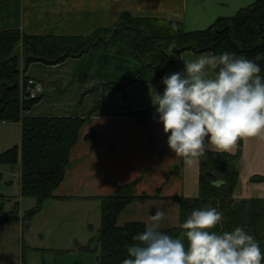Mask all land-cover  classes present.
Returning <instances> with one entry per match:
<instances>
[{"label": "trees", "instance_id": "16d2710c", "mask_svg": "<svg viewBox=\"0 0 264 264\" xmlns=\"http://www.w3.org/2000/svg\"><path fill=\"white\" fill-rule=\"evenodd\" d=\"M169 45H173L171 54ZM91 50L113 52L138 63L135 75L118 85L122 90L136 82L158 81L167 73L166 68L187 50L197 53L229 50L254 59L259 54L258 63L264 69V0H255L234 14L219 16L207 27L195 30H188L181 19L124 12L116 24L88 35L32 34L18 28L0 31V121L22 123L21 145L0 153V163L21 164L22 196L37 199L26 216L40 211L46 199L57 197L55 190L65 178L70 151L79 139L80 128L91 119L102 100L80 116L23 115L42 98L22 93L27 80L24 74L31 63L57 64ZM154 111L155 108L130 109L131 115L146 120ZM241 149L242 142L236 153L206 150L205 156L199 157V194L175 198L180 207V223L165 227L164 231L178 236L185 231L181 222L194 208L216 207L223 216L213 230H231L243 225L264 248V197H234L240 178L234 161L240 157ZM209 172L217 175L221 184L214 183ZM250 180L264 181V176L254 174ZM135 187L136 181H131L101 197L98 234L101 264H121L128 256L127 245L135 243L134 235L145 229L143 221L118 223L120 212L127 203L158 197L137 194ZM6 200V195L0 193V225L20 220L19 202L5 212Z\"/></svg>", "mask_w": 264, "mask_h": 264}, {"label": "crops", "instance_id": "0c3cea01", "mask_svg": "<svg viewBox=\"0 0 264 264\" xmlns=\"http://www.w3.org/2000/svg\"><path fill=\"white\" fill-rule=\"evenodd\" d=\"M254 1L142 0L133 5L131 0H86L87 9L83 11L73 8L71 0H12L10 10L6 8V1L0 2V28L20 25L24 32L32 34L88 32L112 24L118 10L130 9L135 14L181 19L187 29L195 30L207 27L219 16L234 14ZM154 2L157 5L154 6ZM174 5L179 6V11L173 9ZM6 13L8 17H5ZM200 54L192 50L183 52L173 65L166 68L167 73L184 67L182 56L191 59ZM132 62L136 63L130 57L99 50L54 65L34 62L24 75L42 79L46 90L42 101L24 111L23 115L85 114L101 99V91L97 89L100 83L109 79L124 83L135 75L130 65ZM82 74L84 81L81 80ZM162 77L156 82L133 83L126 90L107 86L105 100L91 119L81 126L79 139L71 149L65 178L55 190L57 197L53 198L57 199V210L82 205L74 209L87 211L94 207L97 199L114 193L131 181H136L137 194L156 195L158 197L150 199L157 203L171 201L177 206L179 203L175 198L199 194V158L188 164L182 155L169 147L163 122L154 118L155 111L148 120L138 119L130 113V109L155 108L150 86L162 92L165 87ZM0 125L15 126L17 135L21 132V122L4 121ZM240 142L241 154L234 164L242 180L246 181V193L243 191L237 196L264 197V181L250 180L254 174L264 176V134L242 137L226 151L236 153ZM206 150L216 148L209 145Z\"/></svg>", "mask_w": 264, "mask_h": 264}, {"label": "clouds", "instance_id": "9594fccd", "mask_svg": "<svg viewBox=\"0 0 264 264\" xmlns=\"http://www.w3.org/2000/svg\"><path fill=\"white\" fill-rule=\"evenodd\" d=\"M172 49L169 45V54ZM182 58V69L162 77V92L150 86L154 118L163 122L176 154L192 164L209 145L226 151L242 137L264 134L259 54L254 59L224 50ZM165 215L161 208L151 214L145 229L134 235L136 242L127 245L121 264H264V248L243 225L213 230L223 216L216 207L194 208L181 222L187 244L163 230Z\"/></svg>", "mask_w": 264, "mask_h": 264}, {"label": "rangeland", "instance_id": "374dc122", "mask_svg": "<svg viewBox=\"0 0 264 264\" xmlns=\"http://www.w3.org/2000/svg\"><path fill=\"white\" fill-rule=\"evenodd\" d=\"M5 1V4H8L6 8L10 10L11 3L9 2H11L12 0H0V2ZM131 1V4L133 5H137L142 2V0ZM72 3L73 8L76 7L77 9H81L83 11L87 9L86 0H71V4ZM155 5H157L156 2H154V6ZM19 6H21L20 1ZM173 9H177L179 11V6L174 5ZM124 12L135 14L130 9H120L117 11L114 22L107 26L116 24ZM135 15L144 14L141 13ZM5 17H8V13L5 14ZM79 18L81 19V17ZM74 19L75 17L73 16V20ZM107 26H100L88 32L69 33V35H88L99 28ZM15 28H18L22 32H24L20 28V25L17 27H9L7 29ZM7 29L0 28V31ZM19 45L21 47L23 46L22 43H19ZM37 62L48 64L42 61ZM130 65L132 68H134V71L138 68L137 62H132ZM84 77V74H82V81H84ZM35 80L42 86L40 96H42L43 98V94L46 90L45 83L42 79L39 78H36ZM122 84L123 83L119 82L118 80L111 79L100 83L97 87V89H100L101 91L100 100H102V102L105 100L104 93L107 89V86L114 85L118 89V85L120 86ZM42 98L39 102L42 101ZM7 122L19 123L20 121ZM21 133L22 126L20 134L17 135L18 129L15 126L3 127V125H0V151L9 149L13 144V146L17 144H19L20 146L22 138ZM3 151H1L0 153H2ZM19 164L20 163H0V191H6L7 193L11 194L6 195L4 193L7 198L4 211L8 212L12 210L15 207V204L19 202L20 214V220L18 222L0 225V264H101L102 250L98 239L99 229L101 225V199L96 200V203H94V207L88 209L87 211H81L74 208H78L82 205L73 208L62 207L57 210L56 204L58 203L57 201H55L57 199L54 200L53 198H48L43 202V206L40 211H38L33 216H26V212L36 205L37 199L35 197L22 196L20 181L21 172L19 170L21 169V167ZM245 182L246 181H243L240 176L234 194V197L236 199L244 198L240 195L237 196V194L242 193L243 191H245L246 193ZM158 208L164 209L166 213L162 227H171L180 223L179 205L176 206L175 203L171 201H168L166 203H157V201L151 199L144 201L135 200L127 203L120 212L118 223L120 225H124L129 221H143L146 223L149 220L151 214L154 213ZM183 232L184 233L181 232L180 235L175 237L183 238L186 243L185 231Z\"/></svg>", "mask_w": 264, "mask_h": 264}, {"label": "built area", "instance_id": "2783aa9c", "mask_svg": "<svg viewBox=\"0 0 264 264\" xmlns=\"http://www.w3.org/2000/svg\"><path fill=\"white\" fill-rule=\"evenodd\" d=\"M42 86L34 79H30L28 82V94L32 97L37 96L41 92Z\"/></svg>", "mask_w": 264, "mask_h": 264}, {"label": "water", "instance_id": "95a60500", "mask_svg": "<svg viewBox=\"0 0 264 264\" xmlns=\"http://www.w3.org/2000/svg\"><path fill=\"white\" fill-rule=\"evenodd\" d=\"M209 175L213 178V181H218V184H221V179L217 175L212 172H209Z\"/></svg>", "mask_w": 264, "mask_h": 264}, {"label": "bare ground", "instance_id": "6f19581e", "mask_svg": "<svg viewBox=\"0 0 264 264\" xmlns=\"http://www.w3.org/2000/svg\"><path fill=\"white\" fill-rule=\"evenodd\" d=\"M239 144V143H238Z\"/></svg>", "mask_w": 264, "mask_h": 264}]
</instances>
